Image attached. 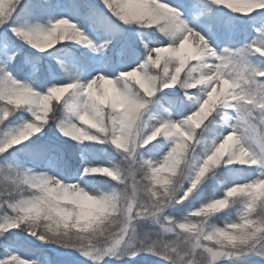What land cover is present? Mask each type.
I'll return each mask as SVG.
<instances>
[{
	"label": "snow or ice",
	"instance_id": "snow-or-ice-1",
	"mask_svg": "<svg viewBox=\"0 0 264 264\" xmlns=\"http://www.w3.org/2000/svg\"><path fill=\"white\" fill-rule=\"evenodd\" d=\"M0 264H264V0H0Z\"/></svg>",
	"mask_w": 264,
	"mask_h": 264
},
{
	"label": "rangeland",
	"instance_id": "rangeland-1",
	"mask_svg": "<svg viewBox=\"0 0 264 264\" xmlns=\"http://www.w3.org/2000/svg\"><path fill=\"white\" fill-rule=\"evenodd\" d=\"M106 87H108V86L106 85Z\"/></svg>",
	"mask_w": 264,
	"mask_h": 264
}]
</instances>
